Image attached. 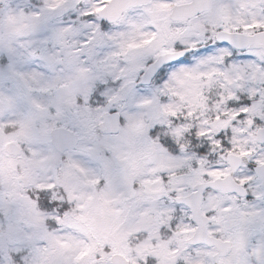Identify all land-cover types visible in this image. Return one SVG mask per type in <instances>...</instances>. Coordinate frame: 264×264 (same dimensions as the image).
I'll return each mask as SVG.
<instances>
[{
  "label": "snow or ice",
  "instance_id": "snow-or-ice-1",
  "mask_svg": "<svg viewBox=\"0 0 264 264\" xmlns=\"http://www.w3.org/2000/svg\"><path fill=\"white\" fill-rule=\"evenodd\" d=\"M0 264H264V0H0Z\"/></svg>",
  "mask_w": 264,
  "mask_h": 264
}]
</instances>
